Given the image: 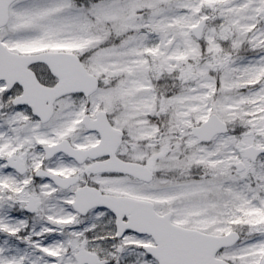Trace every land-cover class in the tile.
I'll return each instance as SVG.
<instances>
[{
	"label": "snow or ice",
	"instance_id": "obj_1",
	"mask_svg": "<svg viewBox=\"0 0 264 264\" xmlns=\"http://www.w3.org/2000/svg\"><path fill=\"white\" fill-rule=\"evenodd\" d=\"M0 264H264V0H0Z\"/></svg>",
	"mask_w": 264,
	"mask_h": 264
}]
</instances>
